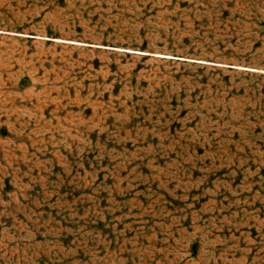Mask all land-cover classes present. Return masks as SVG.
I'll use <instances>...</instances> for the list:
<instances>
[{
  "label": "rangeland",
  "instance_id": "rangeland-1",
  "mask_svg": "<svg viewBox=\"0 0 264 264\" xmlns=\"http://www.w3.org/2000/svg\"><path fill=\"white\" fill-rule=\"evenodd\" d=\"M0 264H264V0H0Z\"/></svg>",
  "mask_w": 264,
  "mask_h": 264
}]
</instances>
